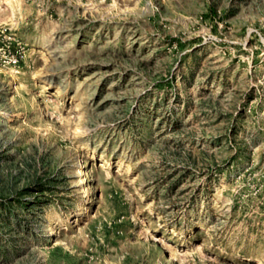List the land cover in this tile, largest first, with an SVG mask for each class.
Here are the masks:
<instances>
[{"label":"rangeland","instance_id":"374dc122","mask_svg":"<svg viewBox=\"0 0 264 264\" xmlns=\"http://www.w3.org/2000/svg\"><path fill=\"white\" fill-rule=\"evenodd\" d=\"M8 37L0 264H264V0H0Z\"/></svg>","mask_w":264,"mask_h":264},{"label":"built area","instance_id":"2783aa9c","mask_svg":"<svg viewBox=\"0 0 264 264\" xmlns=\"http://www.w3.org/2000/svg\"><path fill=\"white\" fill-rule=\"evenodd\" d=\"M12 39V37H8V41L0 45V59L7 65L18 66L22 58L23 47L21 42L16 44Z\"/></svg>","mask_w":264,"mask_h":264},{"label":"bare ground","instance_id":"6f19581e","mask_svg":"<svg viewBox=\"0 0 264 264\" xmlns=\"http://www.w3.org/2000/svg\"><path fill=\"white\" fill-rule=\"evenodd\" d=\"M158 238V237H157ZM159 240V239H158Z\"/></svg>","mask_w":264,"mask_h":264}]
</instances>
